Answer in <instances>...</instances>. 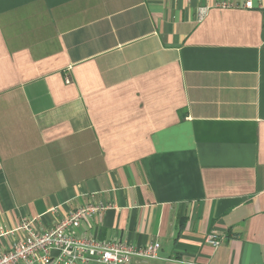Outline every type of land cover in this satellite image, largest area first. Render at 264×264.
Wrapping results in <instances>:
<instances>
[{
  "label": "crops",
  "instance_id": "0c3cea01",
  "mask_svg": "<svg viewBox=\"0 0 264 264\" xmlns=\"http://www.w3.org/2000/svg\"><path fill=\"white\" fill-rule=\"evenodd\" d=\"M213 4L0 0V249L102 202L78 235L264 264V13Z\"/></svg>",
  "mask_w": 264,
  "mask_h": 264
},
{
  "label": "built area",
  "instance_id": "2783aa9c",
  "mask_svg": "<svg viewBox=\"0 0 264 264\" xmlns=\"http://www.w3.org/2000/svg\"><path fill=\"white\" fill-rule=\"evenodd\" d=\"M213 1L212 6L219 9L241 8L264 13V0ZM212 6L198 9L199 21L204 19ZM66 83H71V80L66 78ZM111 206L90 202L71 211L44 231L38 230L31 219L23 217L16 230L20 239L13 243L11 249H0V264H152V261L159 259L161 245L158 242L138 246L123 242L119 237L102 240L96 235L77 234L79 228ZM206 242L218 248L221 238L212 234Z\"/></svg>",
  "mask_w": 264,
  "mask_h": 264
}]
</instances>
